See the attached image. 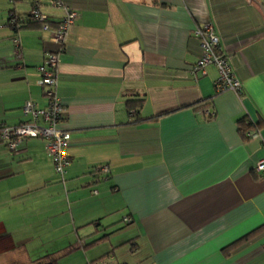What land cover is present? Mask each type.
<instances>
[{
    "label": "crops",
    "instance_id": "0c3cea01",
    "mask_svg": "<svg viewBox=\"0 0 264 264\" xmlns=\"http://www.w3.org/2000/svg\"><path fill=\"white\" fill-rule=\"evenodd\" d=\"M59 1L78 14L57 68L71 165L62 183L42 139L0 142V264L78 243L60 264H264V0ZM63 7L41 0L51 30L16 34L11 11L27 19L32 0H0V127L30 120L28 102L48 106L38 68ZM209 24L240 94L217 93L215 65L195 72ZM244 117L260 123L250 139Z\"/></svg>",
    "mask_w": 264,
    "mask_h": 264
},
{
    "label": "built area",
    "instance_id": "2783aa9c",
    "mask_svg": "<svg viewBox=\"0 0 264 264\" xmlns=\"http://www.w3.org/2000/svg\"><path fill=\"white\" fill-rule=\"evenodd\" d=\"M51 4L58 7L65 6L59 0H51ZM63 8L65 15L58 29L54 32L53 37V42L61 45L60 53L64 51L69 31L78 17L77 12L67 7ZM31 13L37 20L45 23L43 25L44 31L51 30L48 25L47 16L42 14L40 8L32 9ZM198 36L202 39L203 55L195 66V72L201 71L205 74L206 67L215 65L219 70V79L216 82L217 92L233 91L240 93L241 83L233 76L228 57L223 53H219L220 38L215 33L213 27L210 24L206 25L203 30L198 31ZM60 53H48L44 66L39 68L42 77L40 84L46 85L50 89L48 93L50 99L48 106L44 109H39L34 103L28 102L24 108V112L30 120L18 126L0 127V142L4 143L9 151L15 152L27 140L42 139L45 141L46 150L53 160L57 176L62 183H65L68 168L71 165V160L67 153L71 134L61 128L64 106L56 94L58 83L57 75L55 76V74L58 68ZM250 136L253 137L254 133H251ZM99 170L104 174L109 173L107 167H102ZM257 170L264 172V162L258 163ZM125 222L130 223V219L125 218Z\"/></svg>",
    "mask_w": 264,
    "mask_h": 264
},
{
    "label": "trees",
    "instance_id": "16d2710c",
    "mask_svg": "<svg viewBox=\"0 0 264 264\" xmlns=\"http://www.w3.org/2000/svg\"><path fill=\"white\" fill-rule=\"evenodd\" d=\"M13 1V0H11ZM41 9V0H32V9ZM72 10V9H71ZM76 12V11H75ZM27 22H32L34 24H38L41 26V28H43V25L45 23H43L42 21H39L37 20L32 13H30L27 17V19L25 18H21L19 17L18 15L15 14L14 11H11V15H10V18H9V24L10 26L14 29L15 33L17 34L21 29H23ZM15 34V37H14V47H15V54L18 58H21L22 57V48H21V45L18 41V36ZM55 43V42H54ZM56 44V43H55ZM58 46V49L55 51V52H50V53H53V54H58L60 53V47L61 45L57 44ZM64 51H65V48H64ZM63 51V52H64ZM63 52H61L60 54H62ZM48 54V53H47ZM47 54L44 58V62L43 64L40 66H44L45 64V60H47ZM229 60V58H228ZM229 65H230V62H229ZM39 67V68H40ZM39 68H38V71H39ZM231 68V66H230ZM219 71V70H218ZM232 71V69H231ZM196 73H200V74H203L201 71H197ZM232 74L233 76L237 79V77L234 75L233 71H232ZM39 75L41 77V73L39 71ZM57 75V76H56ZM204 75V74H203ZM56 78H57V83H58V69H57V72L55 74ZM42 78V77H41ZM41 80V79H40ZM218 80V79H217ZM239 82L240 80L237 79ZM241 83V82H240ZM43 87H45L47 89V96H48V103L50 102V99H49V87L46 86V85H42ZM57 89H58V85L56 87V94H57ZM243 90V86H242V83H241V91L240 93L242 92ZM217 91V90H216ZM227 92V91H226ZM217 93H222V92H217ZM239 93V94H240ZM238 94V93H237ZM57 96L59 97V95L57 94ZM141 105H142V102H138V101H133L132 104H129L128 107H129V113L131 114V119L133 121V123H138L140 122V119H139V114H140V108H141ZM204 108V107H203ZM40 109V108H39ZM209 109V108H207ZM205 109V110H207ZM209 116L210 118H213L215 116L214 113H212L211 111L209 112ZM21 125V124H20ZM241 125L243 126L242 129H241V134L243 136L244 139H250L252 138L250 136L251 133H254V131H258L260 129V123H256L254 122L253 120L247 118V117H244L241 121ZM71 160V159H70ZM54 164V163H53ZM105 167V166H103ZM102 167H99V169H101ZM55 169V168H54ZM98 169V171H100ZM100 174H103L104 176L101 177V180L105 179L108 175V174H104L102 173L101 171L99 172ZM79 248H83V246L78 243V244H75V245H71L70 247L64 249L63 251L61 252H58V253H53V254H48L40 259H37L35 261L32 262V264H60V260L61 258L65 257V256H68L72 253H74L75 251L79 250ZM105 257L106 256H103L101 257L100 259H98L97 261H95L94 263H90V264H103L104 260H105ZM17 264H21V263H17Z\"/></svg>",
    "mask_w": 264,
    "mask_h": 264
},
{
    "label": "rangeland",
    "instance_id": "374dc122",
    "mask_svg": "<svg viewBox=\"0 0 264 264\" xmlns=\"http://www.w3.org/2000/svg\"><path fill=\"white\" fill-rule=\"evenodd\" d=\"M102 251L103 250L100 249V250H96V251H93V252H86V254H87V256L89 258H90V256H94V255H97V254H100L99 256H101V255L103 256V254H105V253L102 252ZM81 253L84 254L83 252H81ZM117 254H118L117 256H119L120 260L124 259L123 256L120 258V253H117ZM80 255L81 254H77L75 256H70V257L66 258L65 260H63L64 262H62L61 264H81V261H83V260H81L82 258H81ZM111 259H113V258H111ZM111 259H109V257L106 256L105 257V261L103 262V264H118L117 263V261H118L117 259H115V260H111ZM120 262H122V261H120ZM121 264H123V263H121Z\"/></svg>",
    "mask_w": 264,
    "mask_h": 264
}]
</instances>
